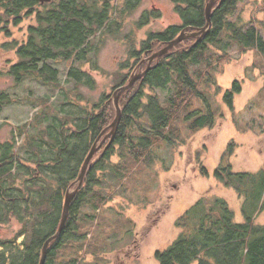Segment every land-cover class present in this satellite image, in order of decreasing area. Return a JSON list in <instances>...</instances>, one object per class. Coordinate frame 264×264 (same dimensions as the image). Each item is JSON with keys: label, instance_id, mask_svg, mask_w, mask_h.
I'll return each instance as SVG.
<instances>
[{"label": "trees", "instance_id": "trees-1", "mask_svg": "<svg viewBox=\"0 0 264 264\" xmlns=\"http://www.w3.org/2000/svg\"><path fill=\"white\" fill-rule=\"evenodd\" d=\"M141 1L122 0L119 8L120 0H0V35L7 38L0 42V51H13L15 56L14 60L7 59L4 73L15 83L32 77L61 88L65 97L57 109L46 104L44 112L43 107L36 117V135L28 132L27 125L19 129L17 134L25 136L21 146L15 145L14 139L0 143V223L15 218L22 225L12 238L0 239V264H39L44 242L58 228L66 192L75 189L92 144L116 115L112 96L106 92L96 101L79 104L83 99L77 98L79 86L95 85L92 75L81 66L91 61L97 68L90 54H97L103 38L95 43L94 37L118 34L121 21L123 25ZM171 1L180 18L178 24L149 31L138 46L133 31L124 35L129 43L128 58L121 67H129V71L122 73L113 90L126 84L136 65L165 47L181 31L196 32L206 25L205 7L209 0ZM243 1L217 0L205 34L179 41L152 61L144 75L122 92L117 127L91 159L71 199L63 229L46 249L43 264H58L62 249L74 247L81 208L93 206V199L102 198L98 189L104 181L112 176L124 178L141 163L152 164L157 158L153 147L158 142L183 143L186 134L212 127L217 116L222 115L216 101L221 90L216 75L229 59V50L243 53L252 49L264 55V36L258 26L252 19L240 22L235 17ZM158 15L155 10L145 11L136 27ZM14 27L21 28L22 37H13ZM49 59L71 62L67 80L73 81L72 89H63L59 71L47 63ZM145 68L146 63L139 71ZM239 89V81L233 80L222 92V103L233 109V97ZM70 94L76 95L75 100L70 99ZM12 102L8 93L0 91V113ZM21 148L29 154L27 158L20 154ZM234 148L235 143L230 140L214 175L225 187L244 196L242 220H235L234 211L222 197L199 198L176 218L174 224L180 229L177 237L165 249L155 251L159 264H264V225L257 224L254 218L264 204L256 203L264 189V163L255 172L234 171ZM199 173L209 176L203 164L199 165ZM252 197L254 203L250 201ZM28 214L33 219L27 220ZM21 235L19 248L13 243ZM73 263L68 260L67 264Z\"/></svg>", "mask_w": 264, "mask_h": 264}, {"label": "rangeland", "instance_id": "rangeland-1", "mask_svg": "<svg viewBox=\"0 0 264 264\" xmlns=\"http://www.w3.org/2000/svg\"><path fill=\"white\" fill-rule=\"evenodd\" d=\"M147 10H155L159 15L136 27L137 20ZM235 17L240 22L252 19L264 36V0H244ZM179 22L171 0H142L124 19L123 25L121 21L118 34L105 33L94 37L95 43L103 38L97 54H90V59L95 58L97 68L91 61H86L81 67L92 75L95 85L79 86L77 98L83 97L79 104L87 100L96 101L103 92L113 97L112 87L123 72L129 71V67H121L128 58L126 33L133 31L138 46L149 31H160ZM25 25L23 23L22 26ZM22 35L20 27L13 28L14 38ZM5 40L7 38L0 35V42ZM228 58L222 64V72L216 75V82L221 87L216 101L221 105L222 115L217 116L214 125L186 134L183 143L158 142L153 147L157 158L152 164L141 163L124 178L112 176L104 181L98 189L102 198L93 199V206L81 208L78 238L74 247H69L71 253L68 248L62 249L58 264H67L68 260H73V264H159L155 251L165 249L180 232L174 224L176 218L205 196L222 197L234 211L235 220H242L244 196L225 187L214 175V169L230 140L235 143L231 156L234 171L255 172L263 166L264 55L252 49L240 53L233 48L229 50ZM7 59H15L13 51L1 50L0 91L8 93L13 102L5 105L0 113V143L14 139L15 145L21 146L25 136L17 134L19 129L27 125L28 132L36 135L38 129L34 126L39 123L36 117L43 107L44 112L46 104L57 109L65 97L61 88H54L32 77L15 83L4 73ZM132 62L133 59H130ZM47 63L58 69L63 89H72L73 81L67 80L71 62L49 59ZM138 66L134 67L132 74L140 70ZM233 80L239 81L240 89L235 93L233 109H230L222 103L221 95ZM158 92L165 96V92ZM75 97V94H70V99L75 100ZM46 124L47 121L44 122ZM22 148L19 152L27 158L29 154ZM113 160H117V156ZM200 164L205 165L209 176L199 173ZM258 189L256 186V191ZM250 201L254 203L255 199L252 197ZM263 201L264 189L256 203L260 206ZM96 204L98 207L95 208ZM254 218L257 224L264 225V204ZM21 226L15 218L8 223H0V239L12 238ZM22 239V235L16 238L19 248Z\"/></svg>", "mask_w": 264, "mask_h": 264}, {"label": "water", "instance_id": "water-1", "mask_svg": "<svg viewBox=\"0 0 264 264\" xmlns=\"http://www.w3.org/2000/svg\"><path fill=\"white\" fill-rule=\"evenodd\" d=\"M217 0H209L206 4L205 7V16H206V25L200 29L199 31L196 32H185V31H181V33L172 41H170L165 47L159 49L158 51L153 52L148 58L143 59L140 63L139 66L141 68V66L146 63V68L142 71H138L136 74H132L131 77L129 78L128 82L124 85H121L120 87L116 88L113 92V103H114V107L116 110V115L114 120L112 121V123L110 125H108L107 127H105L103 129V131L100 133V135L97 137V139L95 140V142L92 144L88 154L85 157V160L81 166L77 181H76V187L74 190L72 191H67L64 197V201H63V208H62V215H61V219L58 225V228L56 230V232L50 236L43 244L42 250H41V257H40V261L39 264H43L44 259H45V253H46V249L49 245V243L56 239L59 234L61 233L63 226L67 220L68 217V209H69V205L71 202V199L73 197V195L75 194V192L77 191L78 187L81 185L82 180L84 178L85 172L89 166V163L91 161V159L94 157L95 153L98 151V149L101 147L102 143L104 142V140L109 136L113 135L117 124L119 122L120 119V107L118 104V99L120 97V95L122 94V92L126 91L127 89L131 88L132 85L135 83L136 80H138L139 78H141V76L144 75V73L150 68L151 66V62L154 61L155 59H157L158 57H160L161 55L165 54L166 52H168L172 47H174L179 41H181L184 38L187 37H197L199 35V33H201L200 37L205 34L208 29L210 28L211 25V14H212V8L214 6V4L216 3ZM111 128V130L107 133L104 134V132L108 129ZM104 134V135H103ZM103 135V136H102Z\"/></svg>", "mask_w": 264, "mask_h": 264}, {"label": "flooded vegetation", "instance_id": "flooded-vegetation-1", "mask_svg": "<svg viewBox=\"0 0 264 264\" xmlns=\"http://www.w3.org/2000/svg\"><path fill=\"white\" fill-rule=\"evenodd\" d=\"M26 218H27V220H31V219H33L32 216L29 215V214L26 216ZM30 225H31V224H30V222H29L28 225H27V227H29ZM52 241H53V240H52ZM52 241H51V242H52ZM51 242H50V243H51ZM50 243H49V245H50ZM13 244H16V241H15ZM49 245H48V246H49ZM47 248H48V247H47ZM0 249H2V246H0Z\"/></svg>", "mask_w": 264, "mask_h": 264}]
</instances>
